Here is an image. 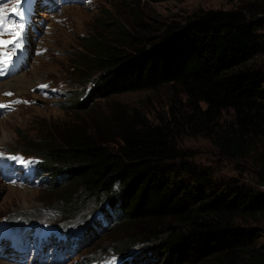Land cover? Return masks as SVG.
<instances>
[{"label": "trees", "instance_id": "trees-1", "mask_svg": "<svg viewBox=\"0 0 264 264\" xmlns=\"http://www.w3.org/2000/svg\"><path fill=\"white\" fill-rule=\"evenodd\" d=\"M109 19L112 38H85L88 49L77 54L72 73L86 87L59 105L89 109L100 98L162 87L168 102L154 119L115 106L89 124L54 126L24 150L42 156L40 167L50 176V194L64 202V217L69 221L92 199L111 231L145 235L121 252L150 241L164 264H264L262 230L255 227L264 230L263 0L152 25ZM85 68L95 80L81 75ZM198 136L227 158L249 160L262 189L218 183L195 166L181 141ZM145 253L127 261L157 260Z\"/></svg>", "mask_w": 264, "mask_h": 264}, {"label": "rangeland", "instance_id": "rangeland-1", "mask_svg": "<svg viewBox=\"0 0 264 264\" xmlns=\"http://www.w3.org/2000/svg\"><path fill=\"white\" fill-rule=\"evenodd\" d=\"M82 1L81 4L63 2L55 10H41L34 18L39 35L34 34L33 50L39 51V54L34 55L31 52L29 64L24 71L0 80V89L12 86L4 91L14 92V95L8 98H4L1 93L0 101L14 97L27 100L22 105L11 107L8 111L3 110L7 114H0V150L21 152L42 158L38 154L25 153L24 150L34 146L44 135L51 132L54 126L81 120L89 124L92 118L94 120H98V117L106 118L115 106L124 109L136 108L150 119H154L158 113H164L169 96L167 87L100 98L89 109L80 110L59 105L62 101L73 100V93L86 87L81 85L83 77L72 73L78 60L77 54L88 49L85 38L90 36L108 40L112 38V27L106 26L111 22L110 17L127 26L137 18L152 25L171 20L184 21L200 10H228L238 6V0ZM41 21L42 25L39 24ZM261 32L264 34V24ZM260 60L264 65V46ZM80 72L82 76H89L93 80L96 78V74L88 68ZM22 75L24 80H20ZM46 81L55 88V92L38 93L35 85ZM60 90L67 95L58 94ZM229 115L230 112L225 111L223 119H228ZM181 146L192 151L194 156L191 162L211 173L218 183L239 182L262 189L255 186V169L249 160L227 158L221 155L208 139L199 136L185 137L181 141ZM14 168L15 166L3 168L1 173L7 175ZM45 174L50 177L47 172ZM49 184L37 188L16 184L6 185L0 180V224L2 220L10 221L12 224L22 222L15 233L21 232L23 228H29L30 225L38 229L55 227L73 232L97 221L101 222L98 230L107 226V221L99 209L92 206V199H87V202L80 207V212L72 216L69 221H65L67 219L63 213L64 202L56 198V195L50 194ZM255 227L261 228V241L264 243L262 225ZM6 230L5 224H1L0 235L3 236ZM27 237L28 254L20 258L11 250L8 254L0 256V264H29L31 257L33 264H39L37 260L44 264H94L85 263L88 258H93L97 264H121L125 256L134 254L133 259H136L144 249L148 258L153 261L157 258L152 264L165 263L163 255L159 257L154 255L155 251L151 248L153 242L150 241L133 244L127 253L113 252L112 248L120 252L124 251L123 248L131 243L132 238L143 239L145 235L139 229L127 231L118 229L115 233L111 229L98 231L97 236L80 249H75L57 239L35 237L29 233ZM137 264L146 263L144 261Z\"/></svg>", "mask_w": 264, "mask_h": 264}, {"label": "snow or ice", "instance_id": "snow-or-ice-1", "mask_svg": "<svg viewBox=\"0 0 264 264\" xmlns=\"http://www.w3.org/2000/svg\"><path fill=\"white\" fill-rule=\"evenodd\" d=\"M20 0H17V5H19ZM13 12L18 11V8L14 7L12 9ZM6 23V15L4 14V10L0 9V37H3L6 34H12L13 39L5 41L3 39H0V69L7 68L8 64L11 62V56L9 55L7 59L4 58V52L3 49L7 46L11 45L14 48H20L22 45L20 43L22 39V33H23V25H20V31H15L13 28H5ZM0 74H3L2 71H0ZM40 87H47L46 85H41ZM6 95H11L10 93ZM0 107H5V105H0ZM20 163H27V161L20 160Z\"/></svg>", "mask_w": 264, "mask_h": 264}, {"label": "bare ground", "instance_id": "bare-ground-1", "mask_svg": "<svg viewBox=\"0 0 264 264\" xmlns=\"http://www.w3.org/2000/svg\"><path fill=\"white\" fill-rule=\"evenodd\" d=\"M20 80H24V75L21 76ZM11 84H12V83H11ZM7 87L12 88V86H7ZM7 87H4L3 90L0 89V94H1L2 92H4V90H7V89H8ZM134 260H136V259H134Z\"/></svg>", "mask_w": 264, "mask_h": 264}, {"label": "clouds", "instance_id": "clouds-1", "mask_svg": "<svg viewBox=\"0 0 264 264\" xmlns=\"http://www.w3.org/2000/svg\"><path fill=\"white\" fill-rule=\"evenodd\" d=\"M107 230H109V228H108ZM95 237H96V236H93V237L91 238V240L94 239ZM91 240H90V241H91ZM85 245H87V244H85ZM85 245H84V246H85ZM79 249H80V248H79ZM129 251H130V250H129ZM113 252H115V251H113ZM127 252H128V251H126L125 253H127ZM115 253H117V252H115ZM119 253H120V252H119ZM121 253H122V252H121ZM133 255H134V254H133ZM133 255H131V257H133Z\"/></svg>", "mask_w": 264, "mask_h": 264}]
</instances>
